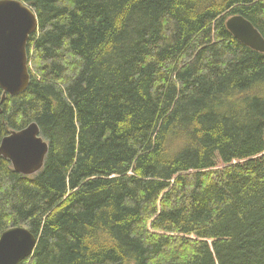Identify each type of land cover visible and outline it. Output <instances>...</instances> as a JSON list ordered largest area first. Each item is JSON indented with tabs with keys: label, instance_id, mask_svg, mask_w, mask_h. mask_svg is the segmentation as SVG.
Segmentation results:
<instances>
[{
	"label": "trees",
	"instance_id": "16d2710c",
	"mask_svg": "<svg viewBox=\"0 0 264 264\" xmlns=\"http://www.w3.org/2000/svg\"><path fill=\"white\" fill-rule=\"evenodd\" d=\"M31 80L2 99L0 142L36 122L26 175L0 156V237L21 264H264V0H23Z\"/></svg>",
	"mask_w": 264,
	"mask_h": 264
},
{
	"label": "water",
	"instance_id": "95a60500",
	"mask_svg": "<svg viewBox=\"0 0 264 264\" xmlns=\"http://www.w3.org/2000/svg\"><path fill=\"white\" fill-rule=\"evenodd\" d=\"M228 30L246 44L264 52V36L241 14L230 16ZM38 17L23 0H0V87L2 99L25 91L31 80L28 41L38 30ZM49 151V142L36 122L12 130L0 142V156L8 158L16 171L31 175L40 171ZM37 236L25 226L4 231L0 237V264H21L32 255Z\"/></svg>",
	"mask_w": 264,
	"mask_h": 264
},
{
	"label": "bare ground",
	"instance_id": "6f19581e",
	"mask_svg": "<svg viewBox=\"0 0 264 264\" xmlns=\"http://www.w3.org/2000/svg\"><path fill=\"white\" fill-rule=\"evenodd\" d=\"M39 28V27H38ZM6 231V230H5Z\"/></svg>",
	"mask_w": 264,
	"mask_h": 264
}]
</instances>
